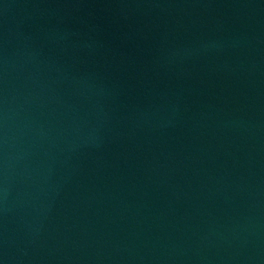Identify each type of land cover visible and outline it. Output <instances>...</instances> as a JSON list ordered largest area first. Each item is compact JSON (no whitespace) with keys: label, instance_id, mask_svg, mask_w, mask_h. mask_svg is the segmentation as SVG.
I'll return each instance as SVG.
<instances>
[{"label":"water","instance_id":"water-1","mask_svg":"<svg viewBox=\"0 0 264 264\" xmlns=\"http://www.w3.org/2000/svg\"><path fill=\"white\" fill-rule=\"evenodd\" d=\"M0 264H264V0H0Z\"/></svg>","mask_w":264,"mask_h":264}]
</instances>
